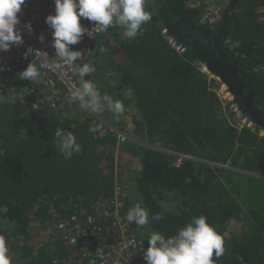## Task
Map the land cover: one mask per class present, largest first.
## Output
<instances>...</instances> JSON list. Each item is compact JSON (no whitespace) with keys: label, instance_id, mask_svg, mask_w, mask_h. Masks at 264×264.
<instances>
[{"label":"trees","instance_id":"16d2710c","mask_svg":"<svg viewBox=\"0 0 264 264\" xmlns=\"http://www.w3.org/2000/svg\"><path fill=\"white\" fill-rule=\"evenodd\" d=\"M213 2L153 0L146 9L151 19L135 38L124 37L118 25L93 38L90 54L75 64L78 70L91 62L96 71L83 80L93 81L101 97L123 102L117 118L101 99L99 113L117 130L83 107L75 114V99L61 97L53 107L48 97H0V234L15 256L12 264L64 263L69 246L58 239L61 218L93 213L110 225L102 214L116 185L127 187L121 178L130 164L123 213L136 203L148 210L146 225L130 222L145 248L153 232L168 238L204 215L224 241L214 264H264L263 130L230 121L229 103L217 92L220 82L203 70L216 55L212 43L194 38L180 50L169 41L174 36L163 33L176 19L184 34L214 32L229 60L239 64L264 118V0H229L223 7ZM30 63L7 74L41 94L40 76L20 78ZM125 117L142 143L126 133L127 141L119 139ZM57 129L76 137L79 148L70 158L56 145ZM121 153L128 163L120 164ZM178 153L187 157L179 162ZM156 214L162 218L154 219Z\"/></svg>","mask_w":264,"mask_h":264},{"label":"clouds","instance_id":"9594fccd","mask_svg":"<svg viewBox=\"0 0 264 264\" xmlns=\"http://www.w3.org/2000/svg\"><path fill=\"white\" fill-rule=\"evenodd\" d=\"M26 0H0V50H8L11 44L22 42V35L17 28L19 24L18 13ZM55 14L48 15L46 23L54 29L52 35L54 48L58 61L52 62V67L59 70L63 66H71L82 57L79 50H71L70 45L77 44L81 37L88 32L81 24V19L95 22V29L106 31L110 26L123 27V36L133 39L137 36L141 26L151 19L145 10L146 0H54ZM31 31V23L27 25ZM90 34V33H89ZM229 42V41H226ZM238 43L233 46H238ZM103 51V49H101ZM40 67H44L43 64ZM3 69L0 68V71ZM96 71L91 62L79 67L81 88L71 91V96L82 104L87 97V105L94 112L101 110V99L107 101L108 110L117 118L123 115L125 106L122 101L114 100L105 94L101 97L93 81H85L83 77ZM40 71L36 63H30L22 72L20 78L35 81ZM75 127V125H73ZM95 131L94 128H90ZM57 129L55 136L59 138L56 145L66 158H70L74 151H78L76 137L72 132L62 134ZM154 219H161L156 214ZM128 222L138 226L148 223L149 213L140 203L134 204L126 214ZM224 241L214 225L208 222L204 215L193 217L189 223L180 228L174 236L165 238L159 232H153L148 239L145 251L147 264H214L213 254L219 258L224 253ZM0 264H12V256L6 237L0 234Z\"/></svg>","mask_w":264,"mask_h":264},{"label":"built area","instance_id":"2783aa9c","mask_svg":"<svg viewBox=\"0 0 264 264\" xmlns=\"http://www.w3.org/2000/svg\"><path fill=\"white\" fill-rule=\"evenodd\" d=\"M151 3L153 0H146L145 10ZM51 14H55L54 0H26L22 5L17 25L22 42L10 43L8 50H0V68L3 69L0 71V97L9 92L11 78L7 73L24 62L36 63L40 69L41 94H38L32 85L27 88V96L30 98L37 97L41 100L48 97L51 106L56 107L58 101L61 104L60 98L63 93L71 95V91L81 88L75 63L90 54L93 38L102 32L94 28L95 22L81 19L82 26L88 29V32L77 44L70 45V49L81 51L82 57L75 61L71 68L65 65L57 70L51 66L53 61L59 59L53 46L54 29L46 23L47 16ZM29 22L31 31L26 26ZM167 31V28L163 29V33L167 34ZM169 41L176 49H183V44L177 40L174 42L169 38ZM41 64L44 67H40ZM221 86L226 89L223 84ZM118 137L123 141L126 136L119 132ZM177 156L179 162L187 157L183 153H178ZM115 192V196L109 200L102 214L108 218L110 225H101L100 216L93 213L71 215L57 221L56 225L61 232L58 239L69 246V253L64 263H59V259L54 258L53 264H147L144 255L147 248L143 246L141 237L132 235L131 223L126 220L123 213L127 189L119 184L116 185Z\"/></svg>","mask_w":264,"mask_h":264},{"label":"water","instance_id":"95a60500","mask_svg":"<svg viewBox=\"0 0 264 264\" xmlns=\"http://www.w3.org/2000/svg\"><path fill=\"white\" fill-rule=\"evenodd\" d=\"M167 30V34L174 36L181 44H188L189 40L194 38L212 43L213 48L216 50V55L210 56L205 61L204 71L210 74L211 77L219 80L226 87L232 98L239 100L244 113L248 116L252 125L264 130V118L261 117L260 110L254 102L251 86L242 78L239 64L229 60L227 53L217 40L216 34L209 29L203 32L192 31L184 34L179 28V21L177 19L174 20L171 27Z\"/></svg>","mask_w":264,"mask_h":264},{"label":"rangeland","instance_id":"374dc122","mask_svg":"<svg viewBox=\"0 0 264 264\" xmlns=\"http://www.w3.org/2000/svg\"><path fill=\"white\" fill-rule=\"evenodd\" d=\"M228 1L229 0H214V2H213V4H211L212 6H214V7H223L224 5H226L227 3H228ZM78 77V76H77ZM78 80H79V82H80V84H81V78H79L78 77ZM87 81H89V80H87ZM219 81V80H218ZM220 82V81H219ZM221 83V82H220ZM222 84V83H221ZM221 84H220V86H218L217 87V92H218V94H219V96H220V98L221 99H223L224 100V102H228L229 103V109H230V111H232L233 112V114H232V118H234V120H232V119H230V121L232 122V123H234V124H236V125H238V126H242L243 124H247L248 126H252V124H251V122H249L248 121V118L246 117V116H244L243 114H242V112L238 109V107H237V105H236V103L233 101V98H232V96H231V94H229V92L227 91V89H225V88H223L222 86H221ZM10 87H9V92H7L3 97H2V99H6V100H11V101H15L16 99H18V97H19V99H22V98H27L28 96H27V88L28 87H26L27 85H25V86H23V85H19V80H17V79H12L11 78V81H10ZM8 85V86H9ZM62 98H65V100H68V101H70V100H74L75 99V101H77V103H75L76 105L73 107H71L70 109L73 111V112H75V114H80V113H82V112H80L81 111V109H82V107H83V109H87L88 111H92L91 110V108L87 105V102H86V100H85V102L82 104L79 100H77L76 98H74V97H72L71 95H69V94H66V93H63L62 94ZM81 105V106H80ZM77 108H79L78 110H76ZM228 109V110H229ZM226 112H227V110H226ZM93 113H94V115H96L97 117H100V118H102V116H101V114L99 113V112H94L93 111ZM229 116V115H228ZM103 121L106 123L107 122V120H106V117L105 116H103ZM124 122H125V125H121V126H123V128H122V132L123 133H126V135H127V137H129V138H131L132 140H135L136 142H139V143H142L143 141H142V139L140 138V137H137V133H136V131H135V128L133 127V123H132V121H131V118H129V117H127V119H126V117L124 118ZM107 125L111 128V129H114V130H117V129H119L117 126H115V125H113V124H111V123H109V122H107ZM121 126H119V127H121ZM260 134L261 135H264V130L263 131H260ZM136 136V137H135ZM127 137H125V140L124 141H127L126 140V138ZM168 152H170V151H168ZM121 155V157H122V160H121V162H120V164L126 159H128V158H126V154L125 153H121L120 154ZM120 155H118V156H120ZM130 160H127V163L129 162ZM124 166H126V165H124ZM121 167V166H120ZM127 167V168H126ZM125 168L127 169V171L125 172V174H122V180H123V182L126 184L125 186H127L128 188H129V190H130V188H131V182H130V176L129 175H127V173H131L132 172V170H133V164H130V165H128V166H126ZM126 169H124V170H126ZM124 186V185H123ZM127 187H125L126 189H128ZM132 193H134V192H132ZM132 207V206H131ZM10 254H11V256H12V263H13V261H14V254L12 253V252H10Z\"/></svg>","mask_w":264,"mask_h":264},{"label":"flooded vegetation","instance_id":"af4514ba","mask_svg":"<svg viewBox=\"0 0 264 264\" xmlns=\"http://www.w3.org/2000/svg\"><path fill=\"white\" fill-rule=\"evenodd\" d=\"M211 32H212V31H211ZM182 44H185V43H182ZM248 119H249V118H248ZM249 120H250V119H249ZM249 120H248V121H249ZM249 122H251V121H249Z\"/></svg>","mask_w":264,"mask_h":264},{"label":"bare ground","instance_id":"6f19581e","mask_svg":"<svg viewBox=\"0 0 264 264\" xmlns=\"http://www.w3.org/2000/svg\"><path fill=\"white\" fill-rule=\"evenodd\" d=\"M224 86V85H223Z\"/></svg>","mask_w":264,"mask_h":264}]
</instances>
